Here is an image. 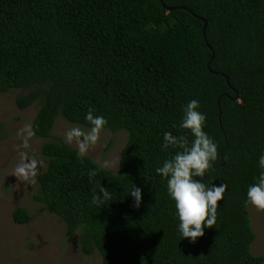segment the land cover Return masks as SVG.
Wrapping results in <instances>:
<instances>
[{
  "label": "trees",
  "instance_id": "obj_1",
  "mask_svg": "<svg viewBox=\"0 0 264 264\" xmlns=\"http://www.w3.org/2000/svg\"><path fill=\"white\" fill-rule=\"evenodd\" d=\"M13 88L23 91L17 107L37 105V137L52 135L57 116L90 127L89 108L104 128L126 131L115 172L61 139L41 143L33 198L62 219L65 235L78 231L82 253H98L100 264L264 262L250 249L245 204L264 152V0H0V92ZM192 99L217 145L196 179L225 186L215 223L195 243L180 236L155 172L180 150L161 148L165 131L190 146L178 125ZM132 184L142 189L138 208ZM101 185L110 198L96 205ZM12 218L24 223L29 213L16 207Z\"/></svg>",
  "mask_w": 264,
  "mask_h": 264
},
{
  "label": "rangeland",
  "instance_id": "obj_2",
  "mask_svg": "<svg viewBox=\"0 0 264 264\" xmlns=\"http://www.w3.org/2000/svg\"><path fill=\"white\" fill-rule=\"evenodd\" d=\"M20 92L23 91L15 88L0 92V264H100L98 253L87 255L81 252L77 230L65 235L62 219L33 198L37 191L36 174L45 167L41 143L61 139L79 150L77 140L68 141L66 133L75 127L85 131L90 127L57 116L52 135L37 137L31 128L37 105L33 103L23 109L17 107L15 96ZM125 140V130L103 128L97 143L89 145L85 155L115 172ZM22 159L35 162V175L30 181L15 174L14 170ZM16 207L27 209L28 221L18 223L13 220L12 210ZM248 212L255 233L251 252L264 254V209L258 210L249 204Z\"/></svg>",
  "mask_w": 264,
  "mask_h": 264
},
{
  "label": "clouds",
  "instance_id": "obj_3",
  "mask_svg": "<svg viewBox=\"0 0 264 264\" xmlns=\"http://www.w3.org/2000/svg\"><path fill=\"white\" fill-rule=\"evenodd\" d=\"M199 101L192 99L181 109L179 128L187 129L193 139L189 145L183 137L174 136L171 132L163 133L161 148L167 150L170 146L179 148L171 159L163 161L162 166L156 167L155 172L166 179L167 193L174 201L175 215L178 218L177 230L182 238H188L190 243L203 235L204 228L215 223L217 202L222 199L225 191L223 184L206 186L201 179L211 167V161L217 158V145L204 131L205 114L198 111ZM84 120L90 125L85 131L75 127L66 133L68 141L74 138L79 144L78 156L83 157L89 145H95L107 120L101 115H94L89 108L84 115ZM260 169L255 182L249 184L246 191L245 204H251L258 210L264 209V152L258 157ZM15 174L24 181H30L35 175V162H25L23 159L15 168ZM95 170H90L89 175L95 176ZM127 195L133 198V207L138 208L142 201V189L131 185ZM110 198V192L102 185L98 194L93 193L91 202L102 205Z\"/></svg>",
  "mask_w": 264,
  "mask_h": 264
},
{
  "label": "water",
  "instance_id": "obj_4",
  "mask_svg": "<svg viewBox=\"0 0 264 264\" xmlns=\"http://www.w3.org/2000/svg\"><path fill=\"white\" fill-rule=\"evenodd\" d=\"M166 9L170 10V9H172V7L171 6H166ZM205 25H206V21L203 19V27H202L203 32H204V29H205ZM226 81H227V78H226ZM222 164H223V161L221 160L220 161V165H222Z\"/></svg>",
  "mask_w": 264,
  "mask_h": 264
}]
</instances>
